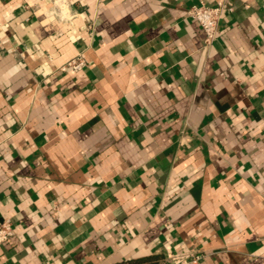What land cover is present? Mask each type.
I'll list each match as a JSON object with an SVG mask.
<instances>
[{
  "label": "crops",
  "instance_id": "1",
  "mask_svg": "<svg viewBox=\"0 0 264 264\" xmlns=\"http://www.w3.org/2000/svg\"><path fill=\"white\" fill-rule=\"evenodd\" d=\"M57 1L0 0V264H264V0Z\"/></svg>",
  "mask_w": 264,
  "mask_h": 264
},
{
  "label": "built area",
  "instance_id": "2",
  "mask_svg": "<svg viewBox=\"0 0 264 264\" xmlns=\"http://www.w3.org/2000/svg\"><path fill=\"white\" fill-rule=\"evenodd\" d=\"M53 7L49 11L50 15L56 16L59 20L66 19L61 5L57 0H52ZM231 7H225L223 2H217L215 5H207L199 3L193 5L189 10V14L199 24L204 33L205 44L210 45L218 34V24L225 11H231ZM85 66V61L80 54H77L65 64L61 65L58 70L65 72L68 70L77 72ZM13 227L9 219L0 220V245L6 243L13 236ZM202 255L189 251L182 254L172 255L163 264H200Z\"/></svg>",
  "mask_w": 264,
  "mask_h": 264
}]
</instances>
